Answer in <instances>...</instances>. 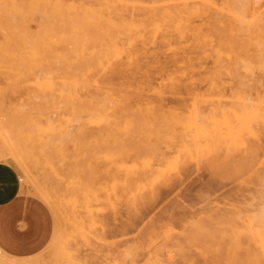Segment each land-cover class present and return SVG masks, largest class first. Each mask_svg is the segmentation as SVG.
<instances>
[{
  "label": "rangeland",
  "instance_id": "374dc122",
  "mask_svg": "<svg viewBox=\"0 0 264 264\" xmlns=\"http://www.w3.org/2000/svg\"><path fill=\"white\" fill-rule=\"evenodd\" d=\"M0 61V264H264V0H0Z\"/></svg>",
  "mask_w": 264,
  "mask_h": 264
},
{
  "label": "crops",
  "instance_id": "0c3cea01",
  "mask_svg": "<svg viewBox=\"0 0 264 264\" xmlns=\"http://www.w3.org/2000/svg\"><path fill=\"white\" fill-rule=\"evenodd\" d=\"M19 177L14 166L0 162V248L14 253H31L38 245V222L17 205ZM25 220L24 230L18 223Z\"/></svg>",
  "mask_w": 264,
  "mask_h": 264
},
{
  "label": "bare ground",
  "instance_id": "6f19581e",
  "mask_svg": "<svg viewBox=\"0 0 264 264\" xmlns=\"http://www.w3.org/2000/svg\"><path fill=\"white\" fill-rule=\"evenodd\" d=\"M70 34V33H69ZM77 35V34H76ZM78 36V35H77ZM76 36V37H77ZM79 38V37H78ZM27 39V38H26ZM66 40V39H65ZM63 41V40H62ZM69 41V40H68ZM72 42V41H71ZM77 49V48H76ZM1 62V61H0ZM41 72V71H40ZM71 95V94H70ZM67 101H69V100H67ZM77 102V101H76ZM68 103V102H67ZM101 103V102H100ZM103 103V102H102ZM68 104H70V103H68ZM243 114V113H242ZM234 115V114H233ZM236 116V115H235ZM242 118V117H241ZM36 120V119H35ZM198 122V121H197ZM93 124V123H92ZM201 126V125H200ZM198 133V132H197ZM161 134V133H160ZM197 135V134H196ZM201 135V134H200ZM68 137V136H67ZM202 137V136H201ZM203 138V137H202ZM66 139V138H65ZM160 144V143H159ZM161 147V146H160ZM158 156V155H157ZM263 221H264V219H263ZM256 236V235H255ZM260 243H261V246L263 247V250H264V240H260Z\"/></svg>",
  "mask_w": 264,
  "mask_h": 264
}]
</instances>
